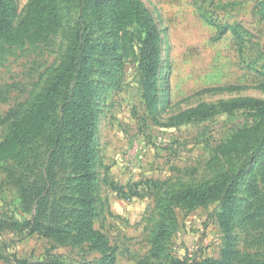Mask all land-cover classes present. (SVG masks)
Listing matches in <instances>:
<instances>
[{"label": "rangeland", "instance_id": "1", "mask_svg": "<svg viewBox=\"0 0 264 264\" xmlns=\"http://www.w3.org/2000/svg\"><path fill=\"white\" fill-rule=\"evenodd\" d=\"M140 1L160 32L153 108L143 95L144 35L114 27L100 0H61L60 25L43 41L0 44L1 144L63 71L83 35L97 112L94 229L104 239L97 249L78 238L77 175L70 135L58 118L42 137L0 160V264L264 261V126L256 110L219 107L264 102L257 89L264 83V0ZM14 2L17 27L31 0ZM227 87L244 89L221 90ZM201 105L220 112L181 121ZM245 130L253 132L240 140ZM225 178L237 180L225 215L221 201H171ZM165 235L159 252L156 239Z\"/></svg>", "mask_w": 264, "mask_h": 264}, {"label": "trees", "instance_id": "2", "mask_svg": "<svg viewBox=\"0 0 264 264\" xmlns=\"http://www.w3.org/2000/svg\"><path fill=\"white\" fill-rule=\"evenodd\" d=\"M107 5L111 24L118 30L134 27L144 35L139 49L141 66L144 71L143 95L147 104L156 106L157 84L156 69L159 62L160 32L149 9L140 0H100ZM61 0H31L19 25L14 27L16 15L14 0H0V44L2 47H22L43 41L56 31L61 21ZM83 39L78 33L77 42L70 50L63 71L54 79L49 88L40 95L37 103L26 113L23 119L15 122L9 136L0 144V160L12 158L17 152L28 147L42 137L50 125L59 122V128H66L70 135V155L73 169L77 175L78 217L75 230L78 238L88 242L94 248L101 249L104 239L94 229L96 217L94 181V139L97 125V112L93 101L92 81L88 73V52ZM114 50L118 49L117 44ZM118 67L123 66V57L115 56ZM241 87H227L222 91L241 90ZM257 89L264 91V83ZM221 110L251 109L256 110L264 126V102L254 99H243L234 103L221 104ZM216 106L201 105L196 110L181 116L182 120L208 118L220 112ZM53 122V123H52ZM52 123V124H51ZM64 130V129H63ZM252 130L239 133L238 137L247 139ZM62 136L59 132L58 138ZM57 137V136H56ZM57 139L55 138V141ZM264 180V160L262 163ZM236 179H222L210 187L196 190H185L175 194L171 201L180 205H207L221 201L224 214L230 208V200ZM38 219L42 217L39 211ZM158 236L156 249L161 252V244L166 239ZM240 264H264V261H245Z\"/></svg>", "mask_w": 264, "mask_h": 264}]
</instances>
